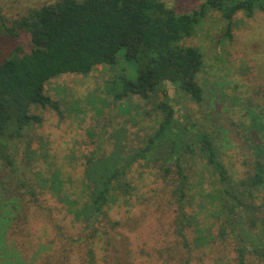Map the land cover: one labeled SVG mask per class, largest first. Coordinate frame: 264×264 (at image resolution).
Listing matches in <instances>:
<instances>
[{
    "label": "trees",
    "instance_id": "obj_1",
    "mask_svg": "<svg viewBox=\"0 0 264 264\" xmlns=\"http://www.w3.org/2000/svg\"><path fill=\"white\" fill-rule=\"evenodd\" d=\"M257 11L264 13V0H204L182 14L162 0H58L9 26L0 16V34L30 41L0 59V264H136L113 251L122 222L110 213L131 205L138 191L135 167L157 169L172 187L175 264H264V109L238 99L248 119L249 157L237 178L222 157L220 132L187 114L181 121L173 104L179 94L200 107L207 98L199 82L204 54L182 42L211 12L222 15L224 38L232 39L236 15L251 18ZM123 60L134 68H122L107 83V94L120 111H129L134 97L145 101L151 109L142 108L143 115L157 125L136 144L126 127L92 142V150L74 158L83 167L76 184L37 130L45 122L42 111L63 122L78 102L54 99L47 86ZM48 195L63 205L77 231L58 228V237L34 244L30 217L47 211Z\"/></svg>",
    "mask_w": 264,
    "mask_h": 264
},
{
    "label": "rangeland",
    "instance_id": "obj_2",
    "mask_svg": "<svg viewBox=\"0 0 264 264\" xmlns=\"http://www.w3.org/2000/svg\"><path fill=\"white\" fill-rule=\"evenodd\" d=\"M56 1L0 0V16L9 26L31 10ZM162 1L182 14L197 10L204 0ZM226 27L222 15L211 12L196 34L182 42L185 46H197L204 54L205 67L199 82L207 90V98L200 107L179 94L173 97V104L181 121L190 115L193 121L204 124L210 131L220 132L225 141L222 147L224 162L235 177L242 178L246 170L243 162L249 157L244 145L243 125L248 122L244 102L253 103L258 112L264 109V13L257 11L251 18L237 14L233 20L232 39L224 38ZM29 43L26 37L15 40L0 34V59L8 57L17 45L27 48ZM122 68L134 66L123 60L116 66H100L88 76H61L47 86L54 99L72 105L78 102V110L63 122L55 112L42 111L45 122L37 130L50 141L53 159L76 184H79L83 167L80 161L75 163L74 158L79 159L92 150L95 147L92 142L100 137L109 139L112 132L126 127L130 142L136 144L138 137L152 132L157 125L154 117L148 119L143 115L142 108L151 109L145 101L134 97L130 110L120 111L113 97L107 94V83L121 74ZM97 108L101 109L100 113ZM132 175L138 191L131 205L116 207L110 212L113 220L122 222L118 232L121 237L112 249L136 264H175L171 256L176 255L179 239L175 234L176 205L170 195L172 187L154 168L135 167ZM44 204L47 211L33 212L30 217L29 230L34 244L37 240L45 243L58 237V228L71 235L76 233L72 217L61 203L48 195ZM196 204L197 198L191 210L197 209Z\"/></svg>",
    "mask_w": 264,
    "mask_h": 264
}]
</instances>
